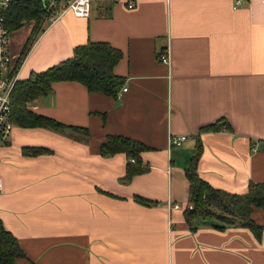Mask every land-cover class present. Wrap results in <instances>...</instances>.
Wrapping results in <instances>:
<instances>
[{
	"label": "crops",
	"instance_id": "crops-1",
	"mask_svg": "<svg viewBox=\"0 0 264 264\" xmlns=\"http://www.w3.org/2000/svg\"><path fill=\"white\" fill-rule=\"evenodd\" d=\"M234 1L91 0L89 16L41 20L19 79L104 41L121 51L113 71L126 89L108 96L55 81L29 107L89 135L14 125L0 142V218L25 253L15 264H264V228L255 239L245 226L188 223L183 213L196 137L197 169L211 185L241 192L264 182V4ZM219 118L231 129L199 131ZM110 134L150 147L140 153L148 168L122 181L124 153L99 152Z\"/></svg>",
	"mask_w": 264,
	"mask_h": 264
},
{
	"label": "trees",
	"instance_id": "trees-1",
	"mask_svg": "<svg viewBox=\"0 0 264 264\" xmlns=\"http://www.w3.org/2000/svg\"><path fill=\"white\" fill-rule=\"evenodd\" d=\"M8 31L19 28L25 20L33 21L32 34L42 20L39 0H19L12 2L6 11ZM31 34V35H32ZM33 37V36H32ZM29 41V37L27 38ZM32 41V40H31ZM21 48L18 58L23 57L31 47ZM121 51L109 42L85 41L74 46L72 54L40 71H31L26 78L19 79L10 94V119L19 127H44L68 135L73 139H84L89 135L85 126L64 124L55 118L34 112L30 103L42 95L53 91L55 81L73 80L80 82L89 92H100L115 96L123 85V77L113 71L121 59ZM230 130L226 118H219L200 128L202 131ZM197 136V135H196ZM33 148V147H32ZM146 144L128 136L110 134L100 145L103 156L124 153L127 157L125 175L122 181H128L134 174L144 172L148 165L143 162L140 153L149 150ZM37 153L41 148H25ZM202 150V142L196 137L194 153L183 167L188 180V202L192 208L184 207L185 220L203 219L205 223L225 228L227 225L245 226L250 229L255 239L260 238L264 225L257 220V211L264 215V182H249L241 192H233L211 185L201 177L197 166ZM131 158L134 161H131ZM137 202L152 204V200L134 196ZM187 202V203H188ZM25 253L16 236L9 232L0 218V264H15V259Z\"/></svg>",
	"mask_w": 264,
	"mask_h": 264
},
{
	"label": "built area",
	"instance_id": "built-area-1",
	"mask_svg": "<svg viewBox=\"0 0 264 264\" xmlns=\"http://www.w3.org/2000/svg\"><path fill=\"white\" fill-rule=\"evenodd\" d=\"M19 0H0V142L6 141L11 135L13 123L10 117L11 103L10 94L15 83L19 80L18 71L22 64V59L13 54L8 46V23L5 17L6 11L12 2ZM41 2V16L42 21L53 22L59 19L65 11H71L75 16H89V7L91 0H39ZM127 7L134 5L136 0H125ZM242 0H235L234 7L240 5ZM264 4V0H261ZM159 60L162 63H170V55L168 47H165L159 54ZM126 87L123 86L117 91V96L120 95ZM186 135H169L168 141L172 145H180ZM131 161H134L131 158ZM1 186V181H0ZM192 208V203L188 202L186 205ZM178 203H168L167 209L180 208Z\"/></svg>",
	"mask_w": 264,
	"mask_h": 264
},
{
	"label": "rangeland",
	"instance_id": "rangeland-1",
	"mask_svg": "<svg viewBox=\"0 0 264 264\" xmlns=\"http://www.w3.org/2000/svg\"><path fill=\"white\" fill-rule=\"evenodd\" d=\"M32 28H33V21L25 20L19 28L12 30L11 32L9 31L10 33L8 35V46L15 56H17L20 53L21 48L24 46L23 45L24 43L26 46H28V44L32 40V35H35L32 34ZM26 37L30 38L29 41H27L28 39ZM256 215L262 216L263 213L259 210L256 212Z\"/></svg>",
	"mask_w": 264,
	"mask_h": 264
}]
</instances>
